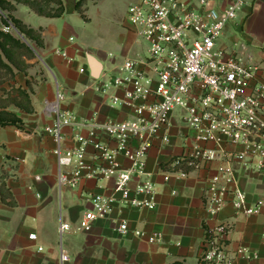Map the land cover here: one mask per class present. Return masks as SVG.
<instances>
[{"label": "crops", "instance_id": "crops-1", "mask_svg": "<svg viewBox=\"0 0 264 264\" xmlns=\"http://www.w3.org/2000/svg\"><path fill=\"white\" fill-rule=\"evenodd\" d=\"M62 1L66 9L72 0ZM78 1L75 0L76 7ZM102 1L89 0L83 15L75 7L72 15L47 18L22 5L14 13L26 25L42 29L44 44L37 48L28 74L17 77L18 85L24 88L28 81L33 82L34 113L16 110L23 126L0 127V185L3 183L9 192L5 201L0 193V264H62L63 249L70 256L65 264H200L199 250L205 230L220 223L231 226L227 237L231 254L246 247L256 255L252 259L235 258L234 264H264V208L260 216H246L228 205L220 215L212 217L204 206L209 179L223 163L235 172L236 182L228 185L230 190L246 193L248 205L264 201V169L259 170L257 163L243 169L232 158L244 148L233 144L222 146V152L228 156L225 162L219 159L185 175L165 169L194 142L195 132L186 128L181 112L172 117L170 142L164 145L155 141L147 157V172L156 190V209L117 206L109 220L96 222L90 232L79 231L81 219L91 209V197L113 195L114 184L83 181L76 188L59 187V167L54 155L57 144L45 133V129L54 126L56 118L45 102H55L58 93L62 94L63 109L74 113L78 124L89 123L94 117L100 121H125L131 112L115 108L110 102L113 95L122 98V92L97 94L93 86L117 75V67L126 59H145L147 55L146 47L138 44L130 30L120 36L117 51L109 53L73 34L70 18L78 14L85 22L89 21V6ZM211 1L216 8L223 9L233 0ZM22 8L27 9L25 15H21ZM226 31V36H242L254 62L264 64V0H254L252 7L245 8ZM89 55L101 65L98 79L93 78ZM77 133L86 136L88 127L66 129L63 142L66 148L75 146L72 137ZM200 146L215 148L212 144ZM93 155L94 150L89 149L86 157L89 165L96 163ZM120 161L127 167L123 158ZM11 199L13 206L8 204ZM118 219L128 221L131 231H141L142 237L119 236L115 231ZM62 225H69L70 232L61 235ZM33 234L36 240L30 239ZM154 234L161 235L159 243L149 242Z\"/></svg>", "mask_w": 264, "mask_h": 264}, {"label": "built area", "instance_id": "built-area-1", "mask_svg": "<svg viewBox=\"0 0 264 264\" xmlns=\"http://www.w3.org/2000/svg\"><path fill=\"white\" fill-rule=\"evenodd\" d=\"M253 2L233 0L218 9L211 0H132L127 11L130 31L140 46L147 44L148 56L126 59L117 67V75L93 86L97 94L122 92V98L113 95L110 102L115 108L129 110L130 118L117 122L94 117L89 123L78 124L76 115L63 109L62 94L58 93L55 102H45L56 118L45 133L57 144L54 155L59 187L76 188L83 181L114 184L113 195L91 197V209L81 219L79 231L90 232L96 222L109 220L117 206L156 209L147 157L155 141L164 145L170 142L171 120L176 112L182 113V122L195 136L192 146L171 161L174 172L185 175L219 159L225 162V144L244 148L232 158L243 169L254 163L259 170L264 169V64L257 65L244 44L220 45L228 25ZM79 125L88 127V134L77 133L72 137L75 146L66 148L65 130L79 129ZM200 144L215 148L204 149ZM89 149L94 150L95 165L86 162ZM235 182L234 169L224 163L210 177L204 203L210 216L217 217L228 205L246 216L262 214L264 201L248 205L246 193L228 188ZM230 228V224L220 223L205 230L200 264H234L238 257L256 258L246 247L231 254L227 242ZM70 230L69 225H62L60 233ZM115 231L121 237L143 235L131 231L124 219L116 220ZM30 239L36 240V235ZM160 241V234L149 240L152 244ZM69 261L63 249L61 262Z\"/></svg>", "mask_w": 264, "mask_h": 264}, {"label": "trees", "instance_id": "trees-1", "mask_svg": "<svg viewBox=\"0 0 264 264\" xmlns=\"http://www.w3.org/2000/svg\"><path fill=\"white\" fill-rule=\"evenodd\" d=\"M89 0H79L76 10L84 14L85 6ZM22 5L39 16L47 18H61L65 15L66 9L62 0H0V127L23 126L22 119L16 110L28 114L34 113L31 101L33 82L28 81L24 88L17 83L20 74H28L31 68L30 61L36 58V49L43 47L42 29H34L17 19L14 13L17 6ZM17 31L22 38L19 39L13 34ZM172 170L171 166L164 167ZM190 172V170H185ZM0 193L5 201L8 190L4 184L0 185ZM8 204L13 206L14 200ZM174 264H183L176 262Z\"/></svg>", "mask_w": 264, "mask_h": 264}, {"label": "rangeland", "instance_id": "rangeland-1", "mask_svg": "<svg viewBox=\"0 0 264 264\" xmlns=\"http://www.w3.org/2000/svg\"><path fill=\"white\" fill-rule=\"evenodd\" d=\"M131 1L132 0H103L96 5H90L87 11L89 21L85 22L84 19L78 16V14H76L75 17H72L73 19L70 18L73 34L80 37L81 40L88 45L99 48L104 52L109 53L110 51H117L120 36L124 35L127 30L132 29L127 17V10ZM20 12L21 15H25L27 9L22 8L20 9ZM32 18L38 17L32 15ZM30 23L36 25L33 21ZM1 25L0 21V26ZM12 32L16 37L21 39L17 31L13 30ZM226 34H224L220 40L221 46L231 47L235 44H244L248 46L242 36H226ZM141 47H146L147 54V44L143 43Z\"/></svg>", "mask_w": 264, "mask_h": 264}, {"label": "water", "instance_id": "water-1", "mask_svg": "<svg viewBox=\"0 0 264 264\" xmlns=\"http://www.w3.org/2000/svg\"><path fill=\"white\" fill-rule=\"evenodd\" d=\"M75 0H72L71 2L68 1V5L66 6V15H72L75 10ZM21 37V35L19 34ZM22 38V37H21ZM24 40V38H22ZM89 62L90 67L92 70L93 78L98 79L101 74V65L100 63L92 56L89 55Z\"/></svg>", "mask_w": 264, "mask_h": 264}]
</instances>
